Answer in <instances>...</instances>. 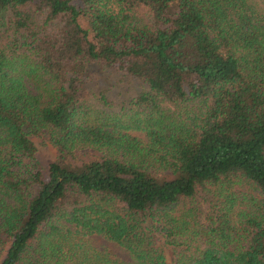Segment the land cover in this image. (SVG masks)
I'll return each mask as SVG.
<instances>
[{
	"label": "trees",
	"instance_id": "obj_1",
	"mask_svg": "<svg viewBox=\"0 0 264 264\" xmlns=\"http://www.w3.org/2000/svg\"><path fill=\"white\" fill-rule=\"evenodd\" d=\"M94 65L146 89L95 105ZM7 244L0 264H264V0H0Z\"/></svg>",
	"mask_w": 264,
	"mask_h": 264
},
{
	"label": "rangeland",
	"instance_id": "obj_2",
	"mask_svg": "<svg viewBox=\"0 0 264 264\" xmlns=\"http://www.w3.org/2000/svg\"><path fill=\"white\" fill-rule=\"evenodd\" d=\"M10 16L11 13L7 12L5 15L6 25ZM5 28L2 29L4 30ZM87 76L88 78L86 89L90 96V102L95 105H105L106 108L109 107L110 109H113L115 111H118L120 109L125 110L124 108H128V104L130 103V101L146 89L145 86L140 85L135 80L124 76L122 73L105 69L99 65L92 66L88 70ZM104 101H106L107 104H104ZM126 132L129 133L132 137L138 138L141 141L147 140L145 133L141 131ZM32 141L34 142L36 147V159L43 167L46 168L49 163L56 159L57 152L55 147L51 143L47 133L32 137ZM79 154V160H90L98 155L96 151L91 149L79 151ZM211 198V194L203 190L198 191L195 196L197 217L200 222H203L206 214L208 213ZM94 244L100 249L109 248L112 253L123 259H126L128 257L126 253L118 250L115 245L110 244L103 239L97 238ZM7 246L8 244L5 246L4 250L0 252V259L5 254V249L7 248ZM163 252L166 260H171V248L166 247L165 249H163Z\"/></svg>",
	"mask_w": 264,
	"mask_h": 264
}]
</instances>
